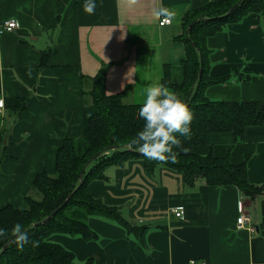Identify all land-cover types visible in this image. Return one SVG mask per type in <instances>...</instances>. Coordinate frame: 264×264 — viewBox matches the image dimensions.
Listing matches in <instances>:
<instances>
[{"label":"crops","instance_id":"1","mask_svg":"<svg viewBox=\"0 0 264 264\" xmlns=\"http://www.w3.org/2000/svg\"><path fill=\"white\" fill-rule=\"evenodd\" d=\"M214 0H0V24L15 19L19 27L0 30V208L20 207L35 194L37 172H55L57 149L65 137L83 135V109L90 102L88 77L102 63H112L105 83L108 95L130 85L127 103L141 104L143 89L162 83L163 65L181 83L185 45L183 15ZM169 15L171 24L160 26ZM211 78L230 77L209 85L214 101L257 102L264 113V12L251 13L207 39ZM24 102L16 113L15 100ZM184 151V150H183ZM185 152L247 159V179L264 189V123L245 130L212 133L203 145ZM89 192L120 207L123 217L148 226L146 245L114 220L90 216L95 240L53 234L78 263L95 264H264V190L251 199L233 185L210 186L204 179L185 184L180 172L164 165L149 171L142 159L106 169ZM183 206L182 218L171 208ZM244 206L255 226L239 229Z\"/></svg>","mask_w":264,"mask_h":264},{"label":"trees","instance_id":"2","mask_svg":"<svg viewBox=\"0 0 264 264\" xmlns=\"http://www.w3.org/2000/svg\"><path fill=\"white\" fill-rule=\"evenodd\" d=\"M237 3L238 6L229 12ZM263 12L264 0H214L183 15L184 33L178 38L184 43L186 51V57L182 60L183 81L178 83L171 80L167 63L163 65L162 77V83L175 91L183 101L192 91L187 102L193 115L191 135L187 139L179 137L182 147L203 145L212 133L232 132L235 141H241L248 127L264 123V113L257 102L214 101L205 95L207 86L223 83L230 78H211L207 39L223 31L230 23L239 22L251 13ZM111 64L102 63L98 73L88 77L91 89L84 94L90 97V102L83 109V135L64 138L57 149L53 175L46 171L36 173L32 188L41 198L27 196L20 207L6 204L0 208V228L8 233L5 239H0V264H95L92 259L78 263L72 251L49 240L51 235L57 233L95 240L97 234L88 225V218L93 215L116 221L145 246L148 226L128 222L120 207L110 205L89 192L92 182L107 179V168L122 167L131 159H142L149 171L158 165L178 171L188 185H193L198 179H204L210 186L233 185L251 199L263 192V187L247 179V159L241 164H234L228 155H202L185 152L182 148H174L177 152L174 160L148 159L140 153L131 143L143 124L139 117L140 104L125 101L130 85L120 93H106L105 83ZM15 103L18 113L24 108V102L16 99ZM83 169L85 173L81 179ZM69 195H72L71 198L54 217L37 225ZM17 222L25 226L29 242L21 246L14 238L3 251L14 237L11 228ZM32 241L37 243L33 244Z\"/></svg>","mask_w":264,"mask_h":264},{"label":"clouds","instance_id":"3","mask_svg":"<svg viewBox=\"0 0 264 264\" xmlns=\"http://www.w3.org/2000/svg\"><path fill=\"white\" fill-rule=\"evenodd\" d=\"M95 0H84V11L91 13L95 9ZM139 117L142 127L135 133L131 143L146 158L153 160L175 159L174 148L182 147L179 137L191 135L192 112L183 99L163 83H150L143 89V101L139 106ZM178 134V135H177ZM8 233L0 228V239ZM11 235L22 246L29 242L28 233L22 223H15ZM33 244L37 243L32 241Z\"/></svg>","mask_w":264,"mask_h":264},{"label":"built area","instance_id":"4","mask_svg":"<svg viewBox=\"0 0 264 264\" xmlns=\"http://www.w3.org/2000/svg\"><path fill=\"white\" fill-rule=\"evenodd\" d=\"M172 19L169 15H163L159 19V25L165 26L171 24ZM19 27L18 22L15 19L7 20L0 24V30L1 31H13ZM5 107V101L3 99H0V113L2 112V109ZM171 211L174 213V215L177 218H182L184 214V207L183 206H177L171 208ZM251 217L248 213H246L244 206L240 207V216L237 219V225L239 229L247 228L251 232L255 231V226L252 225Z\"/></svg>","mask_w":264,"mask_h":264},{"label":"water","instance_id":"5","mask_svg":"<svg viewBox=\"0 0 264 264\" xmlns=\"http://www.w3.org/2000/svg\"><path fill=\"white\" fill-rule=\"evenodd\" d=\"M239 3H237L236 5H234L229 12H232L237 6H238ZM201 76V71L199 72V77ZM191 93L192 91L189 93V95L187 96V98L185 99V103L187 104V102L189 101L190 99V96H191ZM85 173V169L82 170L81 174H80V178L82 179L83 178V175ZM72 195H69L68 198L59 206L57 207L53 212L50 213V215H48L42 222L38 223L37 225L39 224H43V223H46L48 220H50L52 217H54L56 215V213L68 202V200L71 198ZM14 240V237L11 238L8 243L4 246L3 248V251L6 250V248L9 246V244Z\"/></svg>","mask_w":264,"mask_h":264},{"label":"rangeland","instance_id":"6","mask_svg":"<svg viewBox=\"0 0 264 264\" xmlns=\"http://www.w3.org/2000/svg\"><path fill=\"white\" fill-rule=\"evenodd\" d=\"M192 94V93H191ZM189 95V94H188ZM187 98V97H186ZM2 154L0 155V169L2 168L3 169V166H2V163H3V159L4 158H2ZM4 157V156H3ZM33 197L34 198H36V199H40L41 198V195L38 193V192H36L35 191V194L33 195Z\"/></svg>","mask_w":264,"mask_h":264}]
</instances>
